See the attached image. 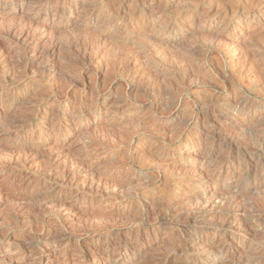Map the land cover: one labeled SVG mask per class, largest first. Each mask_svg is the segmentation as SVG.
Wrapping results in <instances>:
<instances>
[{"label":"rangeland","instance_id":"1","mask_svg":"<svg viewBox=\"0 0 264 264\" xmlns=\"http://www.w3.org/2000/svg\"><path fill=\"white\" fill-rule=\"evenodd\" d=\"M258 2L0 0V264H264Z\"/></svg>","mask_w":264,"mask_h":264},{"label":"bare ground","instance_id":"2","mask_svg":"<svg viewBox=\"0 0 264 264\" xmlns=\"http://www.w3.org/2000/svg\"><path fill=\"white\" fill-rule=\"evenodd\" d=\"M175 1V0H174ZM178 1V0H177ZM182 1H184V4H185V0H182ZM223 1V0H222ZM236 1V3L235 4H232L231 6H233V5H236V7H241L242 9H248L249 7H252V6H254L257 2H258V0H248V2L247 3H242V0L240 1V0H235ZM196 2V1H195ZM195 2H193V3H195ZM226 2V1H225ZM260 2H262V1H260ZM260 2H258V3H260ZM35 3V2H34ZM33 3V4H34ZM40 3V2H39ZM177 3V2H176ZM179 3V2H178ZM182 3V2H181ZM228 3V2H227ZM52 5V4H51ZM182 5V4H181ZM185 5H187V2H186V4ZM257 5V4H256ZM230 6V5H229ZM230 6V7H231ZM187 7H189L188 5L186 6V8ZM235 7V6H234ZM233 7V8H234ZM235 7V8H236ZM65 8V7H64ZM240 8V9H241ZM256 8V7H255ZM181 9V8H180ZM196 9V8H195ZM197 10V9H196ZM234 11V10H233ZM186 12V11H185ZM237 12V11H236ZM189 13V12H188ZM187 13V14H188ZM233 13V12H232ZM91 14V13H90ZM180 14V13H179ZM235 14V13H234ZM190 16H192V14L190 15ZM234 16V15H233ZM237 16V15H236ZM257 16V15H256ZM249 18V17H248ZM261 18V17H260ZM248 20V19H247ZM255 21L256 20V17H252V19H251V21ZM262 20V19H261ZM229 21V20H228ZM252 21V22H253ZM242 23V22H241ZM229 24H232V25H236V27L238 26V25H240L238 22H236V21H231ZM225 25V24H224ZM242 26V25H241ZM231 27V26H230ZM235 27V28H236ZM46 28V27H45ZM232 29H234V28H232ZM237 29V28H236ZM23 30V29H22ZM26 30V29H25ZM24 30V31H25ZM235 31V30H234ZM240 31V30H239ZM12 32H14V31H12ZM11 32V33H12ZM22 33V32H21ZM236 33H237V31H236ZM243 33V32H242ZM13 34V33H12ZM146 34V33H145ZM152 36V35H151ZM27 38V37H26ZM26 38H24V39H26ZM152 38V37H151ZM154 38V37H153ZM20 41H21V39H20ZM24 41V40H23ZM26 41V40H25ZM28 42H29V40H28ZM255 41H252V43H254ZM26 43V42H25ZM31 43V42H30ZM54 43V42H53ZM58 43H59V41H58ZM55 44L50 50H48L47 52L46 51H43V53H42V55H43V57L42 58H44L45 56L47 57V56H49V57H54L55 55H56V53H57V50L60 48V45L59 44ZM61 44V43H60ZM26 45V44H25ZM246 45V44H245ZM251 45V44H250ZM62 46H64V45H62ZM61 46V47H62ZM249 46V45H248ZM252 46V45H251ZM24 47V46H23ZM67 47V46H66ZM70 47V46H69ZM242 47V46H241ZM245 47V46H244ZM247 47V46H246ZM250 48V47H249ZM252 48V47H251ZM62 49V48H61ZM70 49V48H69ZM72 49H74V48H72ZM80 50V49H79ZM89 50V49H88ZM245 50V49H244ZM249 50V49H248ZM70 51V52H69ZM68 52L71 54V55H75L76 56V52H73L72 50H69ZM75 51H77V50H75ZM242 51V50H241ZM246 52H247V49L245 50ZM61 52V51H60ZM249 52V51H248ZM247 52V54H249ZM39 53H41V52H39ZM83 55H84V53H82ZM70 55V56H71ZM59 56V55H58ZM77 56H78V53H77ZM82 56V55H81ZM66 57H67V55H66ZM80 56H78V58H79ZM27 58V57H26ZM76 58V57H75ZM81 58V57H80ZM82 58H83V56H82ZM71 59H73L74 60V57H71ZM83 60H84V58H83ZM32 61V60H31ZM30 58L28 59H25V60H21V61H19V62H17V63H12V62H9L8 60H5L1 65V67L2 68H4L6 71H8L10 74V76L9 77H11V79H12V77L13 78H20V77H23V75L20 73H18L17 71L19 70V69H21V70H25L27 67H29V65H31L30 64ZM34 61V60H33ZM76 61V60H75ZM84 62V61H83ZM1 67H0V69H1ZM40 69H41V66H40ZM44 67L41 69V71H40V73L41 72H43L44 73ZM7 72V73H8ZM9 77H7V76H5L4 77V79H5V81H9ZM13 82V81H12ZM6 83V82H5ZM239 84V83H238ZM234 85V84H233ZM235 86H237V85H235ZM234 87V86H233ZM239 87V86H238ZM239 88H241V87H239ZM232 97H234V100H235V103L234 104H232L233 106H236V108L238 107V106H241V105H246L247 104V100L246 99H244L243 97H239V96H232ZM232 100V99H231ZM234 102V101H233ZM252 104V103H251ZM249 105V104H248ZM230 107V106H229ZM230 109V111L233 113V114H238V112L236 111L235 112V110H237V109ZM242 108V107H241ZM249 109H251V108H249ZM240 111H241V109H240ZM254 111V110H253ZM256 111V110H255ZM247 115V114H246ZM249 115V114H248ZM252 118V117H251ZM3 120V119H2ZM247 131V130H246ZM248 132V131H247ZM258 136V135H257ZM219 137V136H218ZM249 138V137H248ZM256 138V137H255ZM222 139V138H221ZM245 140V139H244ZM249 140H251V139H249ZM259 141V140H258ZM262 141V140H261ZM243 142H245V141H243ZM246 142H247V139H246ZM245 142V143H246ZM221 143V142H220ZM243 144V143H242ZM244 145V144H243ZM256 145V144H255ZM230 147V146H229ZM239 148V147H238ZM249 148H250V146H249ZM253 148V147H252ZM237 149V148H236ZM240 149V148H239ZM243 149V148H242ZM244 149H245V147H244ZM249 150H252V149H249ZM254 151V150H253ZM258 151H259V149H258ZM236 152V154H237V151H235ZM238 152H240V151H238ZM247 152V151H246ZM258 153H260V152H258ZM226 155V154H225ZM224 155V156H225ZM232 156V155H231ZM231 156H225L224 158H222V160H225V161H229L230 160V158L229 157H231ZM238 156V155H237ZM260 156V155H259ZM233 157V156H232ZM264 157V156H263ZM262 157V158H263ZM260 158V157H259ZM240 159V158H239ZM263 159H259L256 163H257V165H258V167H259V165L260 164H262L263 163ZM255 162V161H254ZM255 163V164H256ZM254 164V165H255ZM248 165V164H247ZM248 167V166H247ZM259 177V176H258ZM246 178H248V177H246ZM94 182H90V184H89V186L93 189V190H95V188H94ZM96 188H98V187H96ZM90 190V189H89ZM102 190V189H101ZM97 191V190H96ZM99 191V190H98ZM89 193H95V191L93 192V191H91L90 190V192L88 191V194ZM239 198H242V194H240V195H238L237 196V199H239ZM19 200V199H18ZM232 202V201H231ZM230 206H231V209H232V206H233V203H230ZM228 211V210H227ZM230 212H228V214H227V217H225L226 218V220L229 222V220H231L230 219V217L228 218V216L230 215L231 216V214H232V210H229ZM16 215V214H15ZM19 217V216H18ZM224 218V219H225ZM218 228L220 227V225L219 226H217ZM2 237V236H1ZM1 239V238H0ZM165 257H168V255L167 256H165ZM165 259V258H164ZM249 259V258H248ZM246 261V260H245ZM257 261V260H256ZM167 262V261H166ZM256 263V262H255ZM250 264V263H249Z\"/></svg>","mask_w":264,"mask_h":264}]
</instances>
